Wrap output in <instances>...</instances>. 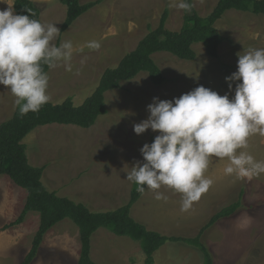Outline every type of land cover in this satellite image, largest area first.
Returning <instances> with one entry per match:
<instances>
[{
    "label": "rangeland",
    "instance_id": "obj_1",
    "mask_svg": "<svg viewBox=\"0 0 264 264\" xmlns=\"http://www.w3.org/2000/svg\"><path fill=\"white\" fill-rule=\"evenodd\" d=\"M38 1L41 22L54 23L60 29L66 6L58 0ZM218 1L192 0V4L201 16H207ZM9 2L14 8V0ZM168 5L169 0H104L78 18L61 37V41L70 40L74 45L73 71L63 65L48 71L49 102L57 104L71 97L76 106L81 105L94 92L105 70L117 66L150 29L158 26L165 9L169 11L166 28L180 31L187 12ZM8 7V3L0 2V10ZM216 27L225 37L218 58L210 57L202 43L193 45L197 53L194 60L158 52L153 58L166 77L163 84H154L148 72H140L105 94L108 112L99 116L91 128L56 123L29 133L23 140L29 162L45 166V186L93 211L113 210L126 204L134 185L126 180L127 172L136 162H145L140 149L150 144L152 135L160 134L151 129L139 135L134 131V124L150 115L147 106L153 98L174 100L202 85L221 96L228 94L231 99L239 82H233L230 90L225 78L237 71V53L249 47L264 48L262 14L230 10ZM93 40L101 43L99 50L86 47ZM14 101L8 88L0 84V124L13 115L17 107ZM262 138L254 136L257 145L250 151L257 160H264L262 147L256 149ZM227 164L226 158H211L205 175L214 183L189 211L180 210L181 194L162 187L159 191L168 197L167 202L156 200L154 193L146 190L133 205L131 215L148 229L192 238L244 190L243 206L234 216L206 230L203 240L212 251L214 264H264V173L236 179L225 175ZM26 198V189L0 174V264H21L31 248L40 223L39 212L30 211L23 223L4 228L20 215ZM128 238L99 228L92 236V260L98 264H145L140 244ZM80 251L79 228L65 219L47 232L32 264H77ZM154 257L155 264H204L202 253L184 242H167Z\"/></svg>",
    "mask_w": 264,
    "mask_h": 264
},
{
    "label": "clouds",
    "instance_id": "obj_2",
    "mask_svg": "<svg viewBox=\"0 0 264 264\" xmlns=\"http://www.w3.org/2000/svg\"><path fill=\"white\" fill-rule=\"evenodd\" d=\"M0 2L9 4L0 10V84L24 116L50 101L45 66L73 71L74 45L70 40L56 43L61 32L56 24L16 14L9 0ZM168 6L186 12L194 7L187 0H169ZM86 47L99 50L101 43L89 41ZM237 56V71L225 78L230 90L239 82L231 99L201 85L174 100L153 98L148 118L134 124L138 135L149 129L160 133L140 149L145 162H136L127 172L126 180L141 195L147 188L156 200L167 202L159 191L167 187L181 194L180 210L189 211L214 183L205 175L212 157L226 158L224 173L236 179L264 173V160L246 151L251 137H264V48H244Z\"/></svg>",
    "mask_w": 264,
    "mask_h": 264
},
{
    "label": "trees",
    "instance_id": "obj_3",
    "mask_svg": "<svg viewBox=\"0 0 264 264\" xmlns=\"http://www.w3.org/2000/svg\"><path fill=\"white\" fill-rule=\"evenodd\" d=\"M58 1L66 6V17L60 28L57 44L60 43L62 34L78 18L104 0ZM187 2L192 4V0ZM14 10L16 14L30 15L41 22L42 9L34 0H14ZM230 10L264 15V0H219L207 16H201L192 8V11L185 15V24L180 31L166 28L169 11L165 9L158 26L150 29L136 48L127 53L117 66L105 70L94 92L81 105L76 106L73 98L68 97L61 103L48 102L38 112H29L24 116L20 115L17 106L13 115L0 124V174L8 175L17 186L27 190L26 202L20 215L4 228L23 223L30 211H37L40 214V223L31 248L21 264L33 263L47 232L65 219L71 220L79 228L81 251L77 264H98L91 258V241L99 228H105L115 235L127 236L138 242L146 255L145 264H155L154 253L167 242L193 245L202 253L204 264H214L212 251L204 242L203 234L219 220L237 213L243 206V190L236 201L218 210L197 236L192 238L167 236L148 229L131 215L133 205L142 196L137 191L135 183L129 201L108 211H93L81 202L51 191L42 181L45 166L30 164L26 152L27 145L23 140L37 127L48 124H70L91 128L99 116L108 112L105 94L119 88L122 81L135 78L140 72H148L154 84H163L167 81L166 77L153 58L158 52H168L180 59L194 60L197 53L193 45L202 43L210 57L218 58L219 47L225 37L216 27V23ZM45 71H49L46 66ZM155 137V135L150 137V144L154 142Z\"/></svg>",
    "mask_w": 264,
    "mask_h": 264
},
{
    "label": "crops",
    "instance_id": "obj_4",
    "mask_svg": "<svg viewBox=\"0 0 264 264\" xmlns=\"http://www.w3.org/2000/svg\"><path fill=\"white\" fill-rule=\"evenodd\" d=\"M37 4H39L40 2L38 1V0H34ZM17 108V107H16ZM16 110V109H15ZM15 112V111H14ZM263 139H264V137L262 138V140H261V144L260 145H258V148H256V149H259V148H261L260 150L261 151H264V141H263ZM262 141H263V143H262ZM257 144L255 143V141H254V136L253 137H251L250 139H249V147H248V149H246V151H248L249 153H251L250 151H252L253 149H255V148H253V146H256ZM244 191V190H243ZM134 217V216H133ZM136 219V218H135ZM129 239V238H128ZM81 243V242H80ZM92 246V245H91ZM91 254H92V249H91Z\"/></svg>",
    "mask_w": 264,
    "mask_h": 264
}]
</instances>
